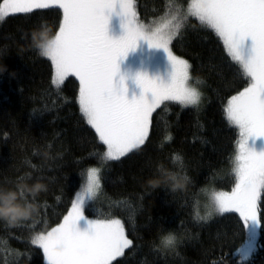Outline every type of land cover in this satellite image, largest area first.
I'll return each instance as SVG.
<instances>
[{
  "label": "trees",
  "instance_id": "obj_1",
  "mask_svg": "<svg viewBox=\"0 0 264 264\" xmlns=\"http://www.w3.org/2000/svg\"><path fill=\"white\" fill-rule=\"evenodd\" d=\"M188 2L135 0V6L139 21L150 25L176 8L186 9ZM61 20L56 8L0 20V67L7 68L0 71V193L15 192L18 203L34 209L15 222L0 219V264H47L32 240L63 219L93 167L101 171V190L86 215L121 219L133 242L112 264H264V198L258 245L246 259L236 253L248 237L237 213L208 218L195 213L206 192L231 190L235 183L239 134L223 107L247 80L223 40L188 17L170 49L191 65L190 80L202 93L201 103L165 102L153 114L140 150L102 163L106 146L80 111L78 80L53 85L50 60L31 43L42 22L54 36ZM117 26L112 16L108 34L113 38L123 35ZM126 59L119 75L133 89L134 64ZM169 234L175 242L165 245Z\"/></svg>",
  "mask_w": 264,
  "mask_h": 264
},
{
  "label": "snow or ice",
  "instance_id": "obj_2",
  "mask_svg": "<svg viewBox=\"0 0 264 264\" xmlns=\"http://www.w3.org/2000/svg\"><path fill=\"white\" fill-rule=\"evenodd\" d=\"M52 8L62 10V21L41 55L54 69L53 85L60 86L69 77L78 80L80 111L106 146L102 163L140 150L149 138L153 114L165 102L184 107L201 103L202 93L189 83L191 65L170 49L188 17H195L223 40L247 85L223 107L225 119L239 134L234 187L212 193L211 199L215 212L239 215L248 233V247L242 254L248 256L262 226L259 208L264 198V0H189L186 9L176 8L169 20L156 27L139 21L135 0H2L0 20ZM114 14L121 18L123 29L118 38L108 34ZM140 41L163 49L173 71L169 83H158L137 71L134 79L142 93L129 99L126 78L119 75L121 62ZM100 190L101 171L93 167L62 222L35 235L32 244L43 250L47 264H112L132 246L120 219L85 215ZM162 242L171 245L175 236L169 234Z\"/></svg>",
  "mask_w": 264,
  "mask_h": 264
},
{
  "label": "rangeland",
  "instance_id": "obj_3",
  "mask_svg": "<svg viewBox=\"0 0 264 264\" xmlns=\"http://www.w3.org/2000/svg\"><path fill=\"white\" fill-rule=\"evenodd\" d=\"M1 3H2V1H1ZM114 18L116 19V27H118L117 25L121 26V18L119 16L115 15V14L113 15V19ZM170 18H171V16L162 18L158 22L150 24L148 26H152V27L160 26L162 23H164L166 20H169ZM129 56H130V58H129L130 61L129 62H133V64H134L133 65V68H134L133 71L135 72V73H133L134 75L136 74L137 71L141 70V71L146 72L149 75L150 78L156 79L158 83H169L170 82V80H171V72L173 71V69H172L170 61L167 59V54L164 52L163 49L149 48L148 45H147V42L140 41V42H138L137 49L134 52H130ZM177 57L181 58L179 56H177ZM129 59L127 58L126 60L128 61ZM181 59H184V58H181ZM53 76H54V69H53ZM189 83H190V85L192 87L196 88L200 92L199 88L195 84H193L191 82V80L189 81ZM132 85H134L133 89H128V92H127V95L129 97V99L133 98V96L139 97L141 95V93H142V89H140L139 86L135 83L134 78L131 79V82H130L129 86H132ZM95 168H98V167H95ZM231 190H214V191L213 190H209L203 196V202L200 204L201 206H199L201 208L198 207L199 209L198 208H197V210L195 209V213L199 217L205 216V217H202V218H208V217L213 216L215 214H219V213L215 212V210H214V205H213V201L211 199V195L214 192H218V191L230 192ZM81 191H82V189L79 191V193ZM70 209H71V207H70ZM200 214H201V216H200ZM85 215H86V213H85ZM88 218H90V219H100V218H92V217H88ZM106 219H108V218H106ZM112 219H119V218H112ZM62 220L59 223H61ZM121 222H122V220H121ZM57 225H55V226H57ZM125 233H126V231H125ZM258 235H259V229H257L256 236H255L254 241H253V250L248 256H244L242 254V249L248 247V245L246 244V241L236 251L237 255H239L240 258L246 259L247 257H249L255 251V249L257 248V245H258ZM247 239H248V237H247ZM42 252H43V250H42ZM44 261L47 263V260H46L45 256H44Z\"/></svg>",
  "mask_w": 264,
  "mask_h": 264
},
{
  "label": "clouds",
  "instance_id": "obj_4",
  "mask_svg": "<svg viewBox=\"0 0 264 264\" xmlns=\"http://www.w3.org/2000/svg\"><path fill=\"white\" fill-rule=\"evenodd\" d=\"M50 33L51 28L46 27L43 22L39 30L31 33V43L38 49L40 55L43 53L45 46L53 39ZM0 71H7L6 66L0 67ZM17 199V193L15 192L0 193V219L15 222L18 219L27 217L34 210L29 204L18 203Z\"/></svg>",
  "mask_w": 264,
  "mask_h": 264
}]
</instances>
